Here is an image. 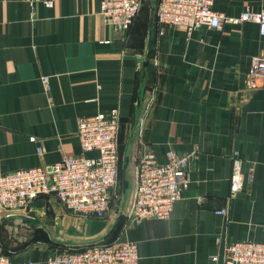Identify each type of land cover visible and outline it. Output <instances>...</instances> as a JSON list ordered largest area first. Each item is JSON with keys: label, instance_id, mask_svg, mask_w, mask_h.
Instances as JSON below:
<instances>
[{"label": "crops", "instance_id": "crops-1", "mask_svg": "<svg viewBox=\"0 0 264 264\" xmlns=\"http://www.w3.org/2000/svg\"><path fill=\"white\" fill-rule=\"evenodd\" d=\"M44 1L0 0V174L82 155L77 120L114 109L127 189L145 150L160 163L168 150L194 156L188 185L165 220L122 228L119 217L117 234H110L114 219L76 217L42 196L26 217L0 210L1 250L14 262L44 264L51 253L29 241L32 235L24 238L25 228L66 242H135L139 264H215L211 258L227 242L264 243V81L246 85L252 57L264 54L258 25L188 32L157 23L152 5L143 3L121 31L103 22L101 0ZM213 9L237 17L264 10V0H214ZM234 156L245 177L236 193ZM6 231L10 238L2 237Z\"/></svg>", "mask_w": 264, "mask_h": 264}, {"label": "built area", "instance_id": "built-area-1", "mask_svg": "<svg viewBox=\"0 0 264 264\" xmlns=\"http://www.w3.org/2000/svg\"><path fill=\"white\" fill-rule=\"evenodd\" d=\"M213 1L157 0L152 6V18L160 24L182 26L188 32L202 27L219 31L225 24L253 22L264 38V10H245L237 17H229L215 11ZM44 4L49 7L52 3L45 0ZM142 4L143 0H101L99 14L106 25L126 31ZM41 81L44 89L49 90L48 77H42ZM263 81L264 54L258 53L251 59L246 85L255 89ZM118 122L115 109L77 120L76 137L80 149L83 154L95 152L93 157L83 154L64 156L50 165L0 174V210L6 217H26L37 198L53 196L68 213L105 218L116 198L118 186ZM37 151L41 154L43 150L38 147ZM193 156L194 153L179 154L168 150L165 160L160 163L152 150L139 154L129 202L122 215L126 220L123 228L151 218L165 220L170 216L188 185V164ZM244 180L242 162L235 157L230 177L231 191H241ZM211 261L215 264H264V243L252 240L227 242L221 254L213 256ZM0 264L34 263L30 260L14 262L0 248ZM44 264H139V256L135 242H101L55 250Z\"/></svg>", "mask_w": 264, "mask_h": 264}, {"label": "rangeland", "instance_id": "rangeland-1", "mask_svg": "<svg viewBox=\"0 0 264 264\" xmlns=\"http://www.w3.org/2000/svg\"><path fill=\"white\" fill-rule=\"evenodd\" d=\"M155 2H156V0H144L143 3L153 6V5H155ZM129 178H130V176L128 174L123 175L122 171L119 170L118 186H117V189L115 192L116 198H115L114 202L112 203L111 213L109 212L108 216H106L103 219L91 217L93 220H98V221L99 220H109L111 223L113 222V219H114L115 223L112 224V227L110 228V231H109L110 233L116 228V225L119 222V220H118L119 217L122 218L123 212L127 208L131 188L126 189L124 192L123 188H122V183H123V180L128 181ZM77 216L78 215H76V217ZM78 217H81V216H78ZM83 218H87V217H83ZM88 218H90V217H88ZM50 219H51V216H48L47 218L44 219V221L42 220L43 221L42 224L44 225V227L48 226V222ZM122 228H123V226H122ZM23 233L25 234V235H23L24 238H26L27 240H29L28 239L29 236L32 235L30 238L31 240H29V241H34L35 244H38V246L43 247L46 250V252H49V253H52L55 250H59L62 248H76V247H80V246H84V245H91V244H96V243H101V242H108V240H106V237L94 239L93 241H90V242H72V241L66 242V241H63L56 236L49 237V235L47 233H43V232H40L38 234L34 233V235H33L31 233V231L29 229H26V228L24 229ZM10 235L12 236V234L10 232H7V231L2 232V237L10 238Z\"/></svg>", "mask_w": 264, "mask_h": 264}, {"label": "water", "instance_id": "water-1", "mask_svg": "<svg viewBox=\"0 0 264 264\" xmlns=\"http://www.w3.org/2000/svg\"><path fill=\"white\" fill-rule=\"evenodd\" d=\"M127 163V161L125 160V164ZM127 186H128V183L126 180H123V183H122V188H123V191H125L127 189ZM25 223L27 224H31V226H34L35 224L33 223H30L29 220H25Z\"/></svg>", "mask_w": 264, "mask_h": 264}, {"label": "trees", "instance_id": "trees-1", "mask_svg": "<svg viewBox=\"0 0 264 264\" xmlns=\"http://www.w3.org/2000/svg\"><path fill=\"white\" fill-rule=\"evenodd\" d=\"M120 219H121V218H120ZM119 221H120V220H119ZM120 224H121V222H120V223L118 222L117 225H116V228H117V229L115 228L110 234H117L116 232H118V230H119V228H120V226H121Z\"/></svg>", "mask_w": 264, "mask_h": 264}]
</instances>
